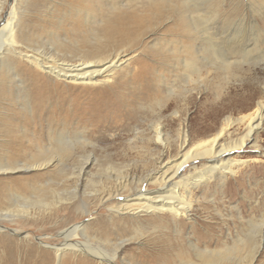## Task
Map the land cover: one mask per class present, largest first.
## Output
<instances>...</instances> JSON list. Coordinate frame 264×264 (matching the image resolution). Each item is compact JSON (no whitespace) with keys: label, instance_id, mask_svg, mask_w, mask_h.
I'll return each mask as SVG.
<instances>
[{"label":"rangeland","instance_id":"obj_1","mask_svg":"<svg viewBox=\"0 0 264 264\" xmlns=\"http://www.w3.org/2000/svg\"><path fill=\"white\" fill-rule=\"evenodd\" d=\"M13 1L8 0L3 19ZM119 1L124 4L128 0ZM110 3L111 0L82 4L28 0L19 30L25 33L26 39L36 40L49 51L61 42L60 45L65 46L59 52L71 56L69 47L82 40L91 46L104 45L101 29L110 16ZM130 4L126 11L135 12L146 23L145 33L131 48L124 49L127 61L114 82L97 86L62 82L54 90L42 92L46 111L39 118H33L25 90L7 75L8 84H3L0 90V135L9 132L16 137L23 151L22 161L29 164L37 161L39 157L34 156L35 153H41L42 148L50 144L60 161L45 172L29 170L9 177L50 176L55 185L53 193H46V197H56L61 208L57 215L51 212L55 215L51 218L42 213L37 215L38 220L33 225L22 221L4 224L10 237L17 239L26 232L30 236L27 244L37 246V241L42 240L60 245L63 240L54 227L61 222L90 224L97 217L109 221L111 217L106 207H96L93 203L92 183L101 182L111 187L120 175L138 184L154 171L159 151L145 142L151 137L150 126L156 121L163 125L172 144L180 127L194 143L217 134L225 118L238 120L258 106H264V0H199L197 9L202 11L197 13L201 17L196 30L188 21L189 14L196 15L192 5H179L177 0L161 1L158 5L131 0ZM6 26L7 21H2L0 30ZM193 47L197 52L194 64L200 70V81L195 76L185 79L187 72L182 66V62L190 59ZM226 61L229 70L224 73L222 66ZM140 62L154 80L155 99L137 104L131 119H125L123 110L109 116L93 112L89 104L95 105L99 99L111 97L121 86L123 94L134 93L131 78L141 66ZM96 118H102L101 122L96 127L91 126L89 120H95V125ZM244 131V125L236 123L221 140L236 139ZM59 138L64 149L58 147ZM255 141L258 151L250 144L230 157L242 164L231 167L235 174L228 176L224 183L211 181L194 190L191 224L183 222L175 228L168 218L142 216L133 219V223L127 217L120 218H126L124 222L130 226L124 240L133 239L122 244L115 263L144 264L142 260H149L152 264H201L193 249L197 247L221 254L228 250L226 256L222 255L214 264H264V117ZM175 155L173 148L163 158ZM85 158L92 164L87 163L84 176L79 180L78 195L89 196L88 215L81 210H69L67 202L72 185L67 182V175ZM197 163L196 171L202 169L203 161ZM194 171L191 167L185 173ZM247 235L253 240L256 236L260 239L257 249L253 241L245 242L244 246L236 243ZM94 242L102 241L95 238ZM35 246L26 250L27 259L22 252L18 254L15 263L39 264L47 255L51 264H77L83 257L88 263L97 264L89 255L73 256L68 251L58 261L49 249Z\"/></svg>","mask_w":264,"mask_h":264},{"label":"bare ground","instance_id":"obj_2","mask_svg":"<svg viewBox=\"0 0 264 264\" xmlns=\"http://www.w3.org/2000/svg\"><path fill=\"white\" fill-rule=\"evenodd\" d=\"M63 1L71 4L91 2V0ZM161 1L165 0H146V3L147 5H158ZM177 2L179 5L187 7L192 5L196 9L195 16L192 14L188 16V21L196 30L201 17L197 13L202 11L197 9L199 0H177ZM27 3L28 0L24 2L14 0L12 4L10 3L12 5L10 11L3 19L2 14L7 7L8 0H0V24L2 21H7L6 28L0 30V90L3 89L2 85L8 82L5 79L9 75L13 83L22 86V89L25 90L26 97L31 101L33 118H39L46 111L47 107L43 104L42 92L54 90L62 82L82 86H97V84H107L115 80L117 76L122 74V65L127 61L124 49L131 48L145 33L146 23L137 17L135 12L126 11L131 5V0L124 2V4L119 0H111L108 7L110 16L108 15L109 18L106 19V23L104 22L105 25L103 24L104 27L101 29L104 45L95 44L91 46L82 40L72 48L69 47L71 56H66L59 52L65 46L60 45L61 42H57L56 49L53 48L49 51L45 45L38 44L36 40L26 39L25 33L20 32L19 28ZM102 18L100 19L103 20ZM99 26L101 27V25ZM64 32L67 33L66 30ZM53 35L51 34V36ZM191 51L190 59L182 62V66L187 72L185 79L191 80L192 76H195L200 81V70L196 67L197 65L195 66L196 63L194 64L197 53L195 47ZM140 64L141 66L135 70L131 78L133 85H135L133 94L129 96L123 94L121 86L120 91L118 90L111 97L99 99L95 105L94 103L89 104L93 107L92 111L109 116L123 110L125 119H131V114L137 104L148 103L155 99L154 80L149 77L150 74L144 68L143 63L140 62ZM222 67L224 73H227L229 70L228 61L224 62ZM50 81L53 82L50 83ZM169 94L171 93L169 92ZM7 108L10 109L11 105L8 104ZM121 114L123 115V113ZM263 117V105L258 106L253 112L238 120L227 117L223 120L217 134L194 143L180 127L175 132L173 144L164 132L163 125L156 121L150 126L151 137L145 142L151 143L154 149L159 151L156 159L154 158L156 169L149 173L145 179L137 182L138 184H133L128 177H121L120 175H117L113 181L114 185L111 187H106L101 182L97 184L91 182L93 203H96V207H106L111 218L108 221L97 217L90 224L61 222L54 227L59 230L58 236L63 240L60 245H52L42 240L37 241V246L27 244L30 236L26 232L16 237L18 241L8 235V228L4 224L22 221L33 225L38 220L37 215L42 213L43 216L46 215L51 218L57 215L61 209L57 205L56 197L51 199L46 197V193H53L52 187L55 185L54 179L50 176L39 175L29 178H10L9 176L29 170L45 172L50 167L59 164L60 161L51 144L44 146L41 153H35L34 156L38 155L39 157L37 161H32L31 164L22 161L23 151L16 137L10 135L9 132H2L0 135L2 138L0 140V264H16L15 258L21 252L27 259L28 252L26 250H30L33 246L49 249L58 261L68 251L73 256L89 255L97 264H116L115 259L122 244L133 239L130 237L124 240L125 235L130 231V226L129 223L124 222L126 218H120L127 217L132 223L133 219L142 216L159 220L168 218L175 228L180 227L183 222L191 224L193 221L191 212L194 207L191 198L194 190L199 186L209 184L211 181L219 180L220 184L224 183L228 176L235 174L231 167L242 164L241 161L238 162L230 158L235 151H239L250 144L255 151H258L255 139ZM96 119L97 124L95 125V120H89L91 126L96 127L102 120V118ZM236 123L244 125V133L236 139L222 141L226 131ZM136 137L138 138V136ZM57 142L59 149H64L61 147L63 145L60 144L62 138H59ZM173 148L176 155L164 159V154ZM39 154H42L41 157ZM202 161V169L196 171V163ZM88 162L89 159L85 158L84 162H79V165L67 175V182L72 183L69 192L71 197L67 199L68 208L69 210L72 208L77 211L81 210V213L86 215L89 214V196L78 195V183L80 178L84 176ZM91 164L92 161L88 163V165ZM191 167L195 171L186 174V169ZM51 212H54L55 215ZM95 238L102 242H94ZM249 241L251 243L253 241L255 249L261 244L257 236L253 240L248 235L244 236V239H238L236 243L244 246L245 242L249 243ZM110 246L112 247L111 252L108 251ZM193 249L197 251L196 257L200 259L201 264H214L215 260H218L222 255L226 256L228 252L226 250V254H221L209 249L200 250L197 247H193ZM87 261L83 257L77 261V264H90ZM142 261L144 264H152L149 260ZM38 262L39 264H51V258L45 255ZM188 264H195V262Z\"/></svg>","mask_w":264,"mask_h":264}]
</instances>
